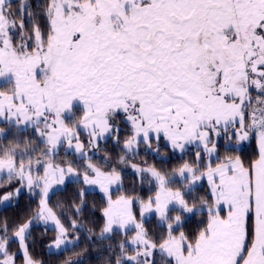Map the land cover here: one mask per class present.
<instances>
[{
    "label": "snow or ice",
    "instance_id": "6c2138e0",
    "mask_svg": "<svg viewBox=\"0 0 264 264\" xmlns=\"http://www.w3.org/2000/svg\"><path fill=\"white\" fill-rule=\"evenodd\" d=\"M0 80V119L16 137L0 144V205L38 197L31 218L0 219V264H46L31 250L37 225L55 233L49 256L74 250L92 188L107 205L99 238L121 237L110 264H264V0H16L15 11L0 0ZM109 140L121 154L102 167ZM141 146L180 163H130ZM61 148L74 158L57 161ZM119 165L154 195L123 192ZM68 183L78 187L65 219L50 199Z\"/></svg>",
    "mask_w": 264,
    "mask_h": 264
},
{
    "label": "trees",
    "instance_id": "16d2710c",
    "mask_svg": "<svg viewBox=\"0 0 264 264\" xmlns=\"http://www.w3.org/2000/svg\"><path fill=\"white\" fill-rule=\"evenodd\" d=\"M32 2L34 3V0H32ZM13 4H16V0L13 1ZM104 145L103 151L109 153L108 156L111 157L113 160L112 164L115 166L118 163L116 160L121 154V145L117 146L110 140ZM165 153L166 150L162 149L161 155H165ZM167 154L169 155L170 159L165 161L153 154H147L144 151H141V154L131 161L139 164L141 161L147 160L149 166L155 165L158 169L171 170L172 168L178 166L180 160L178 156L176 158H171V153ZM238 154L241 155L242 159L247 162L249 160L255 159L257 157L258 151L255 145L252 143L246 146L245 149ZM185 159L191 160L192 154L190 153V156H186ZM120 167L121 165H119V169ZM121 174L123 176V192L144 198L154 195V183L149 185L146 179L145 183L141 185L137 182V176L135 172L130 170H123ZM77 187L78 186L75 184L68 183L63 188L56 190L55 193L51 195L50 204L52 206H55L58 203L62 204L63 207L57 209V211L64 212L65 219L74 216L70 205L76 199L75 192ZM197 193L201 196H208V187L206 185L200 186L197 189ZM37 199L38 197L33 198L29 196L27 192H23L20 195L18 201H14L13 203L0 209V219L7 218L11 223L15 220H26L31 218V212L29 210L31 209L34 211L36 209ZM106 206L105 198L101 193L89 190L87 195V207H85L81 216L78 217V221L83 225L84 229L79 233V243L74 250L67 251L60 256H49L47 254L48 250L45 246L55 235L51 228H49V230L46 232L42 226L37 225L33 227L31 243L33 256L36 259L44 260L46 264H61L62 261L69 257L78 259L75 256V253L79 252L81 253V256L79 257L81 264H110L114 253L109 251L108 246L112 245L113 248H115L120 236L116 235L110 239L99 238L100 230L104 224L102 211ZM205 219L206 214L196 215L194 218L189 219L183 230L188 233H195L196 229L202 226L200 221ZM148 226L153 231H159V229L156 228V221L154 218L151 219ZM89 229L92 230L90 233L88 232ZM12 251H18L15 244H13Z\"/></svg>",
    "mask_w": 264,
    "mask_h": 264
},
{
    "label": "rangeland",
    "instance_id": "374dc122",
    "mask_svg": "<svg viewBox=\"0 0 264 264\" xmlns=\"http://www.w3.org/2000/svg\"><path fill=\"white\" fill-rule=\"evenodd\" d=\"M13 1H15V0H13ZM15 7H16V4H13V11H15ZM5 86H6V85L4 84V82H3L2 80H0V89H3ZM77 115H79V110L77 111ZM0 128H4V129L6 130V132H9L8 125H6V124L2 121V119H0ZM14 132H15V129H12L11 132H9V134L7 135L6 138H0V144H7L8 142L13 141V140L16 138V137L13 135ZM33 135H34V133H33V131H32L31 129H26V130L21 131V133H20V139H24V138H32ZM126 135H127L126 132H122V133H121V137H122V138H123L124 136H126ZM81 139H82V140H86V139H87V137H86V133L83 132V131H81ZM110 141H111V140H110ZM36 143L38 144L39 141L37 140ZM252 143L255 145V147H256V149H257V151H258L257 144H256L255 142L247 143V146L250 145V144H252ZM104 144H105L104 142L101 143V151L96 155L94 162L97 163L98 165H101L102 167H107V165H105V164L103 163V157H104L105 155H109V153L103 151L104 146H105ZM121 148H122V144H121ZM141 151H143V146H141ZM64 152H65V150H64L63 148H61V150H60V155H59V157L57 158V161L62 160V159H73V158H74L70 153L66 156V155L64 154ZM167 155H168V154H167ZM171 155H173V154H171ZM168 156H169V155H168ZM177 156H178V155H177ZM187 156H190V153H189ZM111 160H112V159H111ZM112 162H113V160H112ZM116 162H118V159L116 160ZM130 163H135V162L130 161ZM120 169H121L122 171H123V170H130V171L134 172L131 168L127 167L126 165H121ZM203 185H206V186L208 187V193H209V186H208L207 182H206V181H202L200 186H203ZM63 187H64V186H61L60 188H63ZM60 188H59V189H60ZM90 190H92V191H97V192L101 193V192L99 191L98 188H92V189H90ZM2 193H3V190L0 189V194H2ZM101 194L103 195V193H101ZM103 196H104V195H103ZM13 202H14V201H13ZM13 202H12V203H13ZM7 205H9V204H7ZM4 206H6V205H0V209L3 208ZM120 239H121V237H119V240H120Z\"/></svg>",
    "mask_w": 264,
    "mask_h": 264
}]
</instances>
